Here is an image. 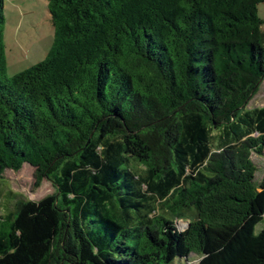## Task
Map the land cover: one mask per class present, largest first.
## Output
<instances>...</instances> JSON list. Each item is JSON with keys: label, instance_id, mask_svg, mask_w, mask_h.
Wrapping results in <instances>:
<instances>
[{"label": "trees", "instance_id": "trees-1", "mask_svg": "<svg viewBox=\"0 0 264 264\" xmlns=\"http://www.w3.org/2000/svg\"><path fill=\"white\" fill-rule=\"evenodd\" d=\"M262 2L48 0L8 77L0 0V179L55 189L0 217V264H264Z\"/></svg>", "mask_w": 264, "mask_h": 264}, {"label": "rangeland", "instance_id": "rangeland-1", "mask_svg": "<svg viewBox=\"0 0 264 264\" xmlns=\"http://www.w3.org/2000/svg\"><path fill=\"white\" fill-rule=\"evenodd\" d=\"M258 15L264 20V2L258 5ZM4 44L6 53V75L8 77L43 60L53 41V27L47 10V0H5ZM264 33V24L261 26ZM264 106V82L248 103V108ZM256 164L254 181L258 182L264 173V155L252 157ZM0 179V217L6 214L17 200L38 201L53 194L50 181L43 179L35 185L34 168L23 164L18 171L6 170ZM179 229L187 226V220H177ZM264 229V223L255 231ZM197 257L191 255L184 264H197Z\"/></svg>", "mask_w": 264, "mask_h": 264}, {"label": "crops", "instance_id": "crops-1", "mask_svg": "<svg viewBox=\"0 0 264 264\" xmlns=\"http://www.w3.org/2000/svg\"><path fill=\"white\" fill-rule=\"evenodd\" d=\"M48 1V0H47Z\"/></svg>", "mask_w": 264, "mask_h": 264}]
</instances>
